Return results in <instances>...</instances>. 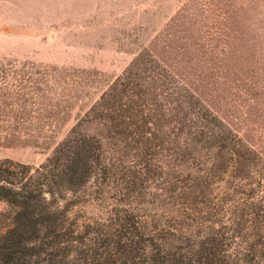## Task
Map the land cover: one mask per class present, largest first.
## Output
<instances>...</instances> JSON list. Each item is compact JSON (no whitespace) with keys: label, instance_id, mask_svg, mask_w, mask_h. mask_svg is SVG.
Listing matches in <instances>:
<instances>
[{"label":"trees","instance_id":"1","mask_svg":"<svg viewBox=\"0 0 264 264\" xmlns=\"http://www.w3.org/2000/svg\"><path fill=\"white\" fill-rule=\"evenodd\" d=\"M0 202V264H264V158L147 49Z\"/></svg>","mask_w":264,"mask_h":264},{"label":"rangeland","instance_id":"2","mask_svg":"<svg viewBox=\"0 0 264 264\" xmlns=\"http://www.w3.org/2000/svg\"><path fill=\"white\" fill-rule=\"evenodd\" d=\"M142 49L264 158V0H0V158L43 162Z\"/></svg>","mask_w":264,"mask_h":264}]
</instances>
